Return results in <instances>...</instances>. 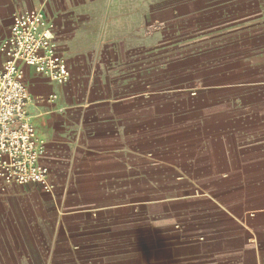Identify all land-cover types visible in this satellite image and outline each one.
<instances>
[{
  "label": "crops",
  "instance_id": "obj_1",
  "mask_svg": "<svg viewBox=\"0 0 264 264\" xmlns=\"http://www.w3.org/2000/svg\"><path fill=\"white\" fill-rule=\"evenodd\" d=\"M158 5L0 0V47L43 12L71 71L24 67L54 188L0 179V264H264V0Z\"/></svg>",
  "mask_w": 264,
  "mask_h": 264
},
{
  "label": "built area",
  "instance_id": "obj_2",
  "mask_svg": "<svg viewBox=\"0 0 264 264\" xmlns=\"http://www.w3.org/2000/svg\"><path fill=\"white\" fill-rule=\"evenodd\" d=\"M54 29L43 12L16 15L7 42L0 47V179L8 186L54 188L49 169L41 162L43 141L28 115L32 102L24 67L60 84L71 71L58 56Z\"/></svg>",
  "mask_w": 264,
  "mask_h": 264
},
{
  "label": "rangeland",
  "instance_id": "obj_3",
  "mask_svg": "<svg viewBox=\"0 0 264 264\" xmlns=\"http://www.w3.org/2000/svg\"><path fill=\"white\" fill-rule=\"evenodd\" d=\"M152 3L153 9H155L159 6L158 4L160 3V0H152ZM64 241L65 240L60 237L56 238L57 245H60L61 243L63 244ZM65 242H69V240L66 239ZM144 248V242L136 240V242L129 247L121 246L120 254L105 255L101 257L98 262L88 264H160L159 260L151 259L149 255H145ZM109 251H111V249ZM83 264L87 263L83 261Z\"/></svg>",
  "mask_w": 264,
  "mask_h": 264
}]
</instances>
